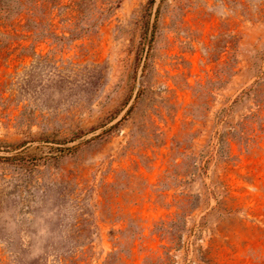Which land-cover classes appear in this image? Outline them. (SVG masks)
<instances>
[{"label":"rangeland","instance_id":"rangeland-1","mask_svg":"<svg viewBox=\"0 0 264 264\" xmlns=\"http://www.w3.org/2000/svg\"><path fill=\"white\" fill-rule=\"evenodd\" d=\"M84 9L0 21V264H264V0Z\"/></svg>","mask_w":264,"mask_h":264},{"label":"trees","instance_id":"trees-1","mask_svg":"<svg viewBox=\"0 0 264 264\" xmlns=\"http://www.w3.org/2000/svg\"><path fill=\"white\" fill-rule=\"evenodd\" d=\"M88 1L90 0H69L70 4L64 5V0H0V21L6 20L12 14L18 16L25 14L28 17V24L33 23L38 26L43 25L51 17L53 11L62 12L68 8L72 9L71 11L75 13L76 18H84L86 12L84 8ZM118 4L117 2L116 6ZM100 13V18L98 17L97 21H101L104 11L102 10Z\"/></svg>","mask_w":264,"mask_h":264}]
</instances>
